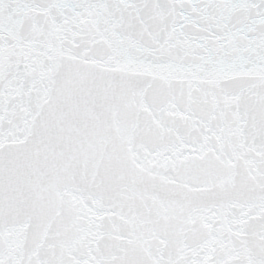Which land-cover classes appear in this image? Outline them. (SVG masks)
I'll use <instances>...</instances> for the list:
<instances>
[{"label": "snow or ice", "instance_id": "6c2138e0", "mask_svg": "<svg viewBox=\"0 0 264 264\" xmlns=\"http://www.w3.org/2000/svg\"><path fill=\"white\" fill-rule=\"evenodd\" d=\"M0 264H264V0H0Z\"/></svg>", "mask_w": 264, "mask_h": 264}]
</instances>
